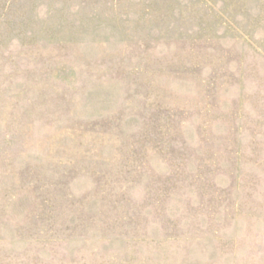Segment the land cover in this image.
Returning a JSON list of instances; mask_svg holds the SVG:
<instances>
[{
    "label": "rangeland",
    "instance_id": "obj_1",
    "mask_svg": "<svg viewBox=\"0 0 264 264\" xmlns=\"http://www.w3.org/2000/svg\"><path fill=\"white\" fill-rule=\"evenodd\" d=\"M0 264H264V0H0Z\"/></svg>",
    "mask_w": 264,
    "mask_h": 264
}]
</instances>
